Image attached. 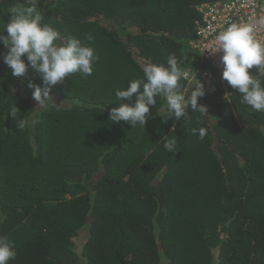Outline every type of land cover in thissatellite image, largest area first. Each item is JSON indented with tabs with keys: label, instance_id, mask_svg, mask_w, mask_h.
<instances>
[{
	"label": "trees",
	"instance_id": "trees-1",
	"mask_svg": "<svg viewBox=\"0 0 264 264\" xmlns=\"http://www.w3.org/2000/svg\"><path fill=\"white\" fill-rule=\"evenodd\" d=\"M211 1L37 0L42 23L99 60L90 76L52 87L50 97L70 106L36 111L29 80L42 86L39 74L15 77L0 60V236L14 243L9 264H264V111L242 105L218 78L198 99L205 115L167 119L157 97L145 128L108 116L131 103L115 91L143 78L147 63L167 67L174 55L183 72L199 60L196 7ZM17 4L30 6L0 0V27ZM180 85L186 95L196 88L184 76ZM193 128L205 129L203 140ZM168 139L177 141L173 153Z\"/></svg>",
	"mask_w": 264,
	"mask_h": 264
},
{
	"label": "clouds",
	"instance_id": "clouds-1",
	"mask_svg": "<svg viewBox=\"0 0 264 264\" xmlns=\"http://www.w3.org/2000/svg\"><path fill=\"white\" fill-rule=\"evenodd\" d=\"M29 5L17 4L8 9L10 20L0 27V45L6 49L0 54V60L15 77H25L29 70L39 74L42 86L29 80V87L34 89L32 97L38 106H44L51 98L49 93L53 86L62 83L71 74L79 73L85 78L90 76L99 57L92 47L76 37H67L65 43V37L56 28L42 23L43 14L37 8V0H29ZM260 29H264V17L256 21L231 23L215 37L212 50L222 53L221 78L238 91L242 105L256 112L264 111V42L257 38ZM85 39L91 43L94 37L87 34ZM192 66L182 72L174 55H169L167 67L147 63L143 67V78L131 80L126 89L115 91L116 101L127 100L131 103L122 102L119 107L111 108L109 120L113 123L128 122L131 128H145L150 106L155 107L157 97L166 100L167 119L174 117L179 121L187 116L189 110L205 115V107L198 104V99L205 95L203 85L195 84V90L187 95L180 85L184 72ZM254 67L258 72L256 76L249 71ZM10 112L13 117L19 115L16 107ZM17 127L19 130L26 127L24 116L18 119ZM197 132L199 139L203 140L205 129H192L193 135ZM176 143L175 139H168L163 147L173 153ZM15 257L14 243L0 236V264H9Z\"/></svg>",
	"mask_w": 264,
	"mask_h": 264
},
{
	"label": "built area",
	"instance_id": "built-area-1",
	"mask_svg": "<svg viewBox=\"0 0 264 264\" xmlns=\"http://www.w3.org/2000/svg\"><path fill=\"white\" fill-rule=\"evenodd\" d=\"M199 18L194 21L196 41L192 44L199 60L184 72L191 83L208 86L221 78V52H213L215 37L231 23L256 21L264 17V0H217L196 7ZM264 42V29L257 32Z\"/></svg>",
	"mask_w": 264,
	"mask_h": 264
},
{
	"label": "rangeland",
	"instance_id": "rangeland-1",
	"mask_svg": "<svg viewBox=\"0 0 264 264\" xmlns=\"http://www.w3.org/2000/svg\"><path fill=\"white\" fill-rule=\"evenodd\" d=\"M193 48V47H192ZM33 104L35 105V111L38 110V109H41L47 105H49L50 103H54V104H60V105H63L65 107L67 106H70L71 105V101L70 100H62V99H59V98H49L46 102H45V105L44 106H38V102L35 101L33 98ZM80 238H78V241H77V244H80L79 242Z\"/></svg>",
	"mask_w": 264,
	"mask_h": 264
}]
</instances>
